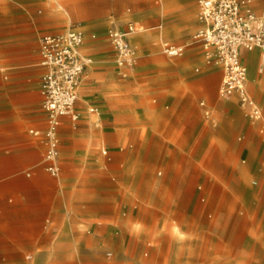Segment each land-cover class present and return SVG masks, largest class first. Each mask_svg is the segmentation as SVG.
Wrapping results in <instances>:
<instances>
[{
	"label": "crops",
	"instance_id": "crops-1",
	"mask_svg": "<svg viewBox=\"0 0 264 264\" xmlns=\"http://www.w3.org/2000/svg\"><path fill=\"white\" fill-rule=\"evenodd\" d=\"M66 1L49 0L52 7L59 8H65ZM187 3L190 13H194V1ZM253 5L262 11L256 3ZM185 13L189 11L178 12L177 26L183 23L180 19ZM97 19L105 21L106 17L94 18ZM78 22L87 33L81 51L92 58L88 69L94 64L93 48L88 43L97 38V32L83 21ZM107 22L108 31L113 25L122 28L130 22L135 25L132 18L118 16H109ZM197 23L199 28L198 11ZM66 24L64 21L60 26ZM27 26L23 31L14 23L0 28L3 47L0 53V264H26L24 257L32 259V254L40 255L42 264H62L79 253L80 243L89 245L93 233L111 229L117 219L106 208V201L95 199L96 190H109L112 186L152 189L159 214L156 230L166 223L167 234L174 238L173 222L190 229L192 205L206 214L212 205L226 203L225 191L230 189L235 176L241 179L248 172L264 174V90L260 87L264 70H259L264 50L242 51V59L248 66V89L263 111L262 119L253 121L237 100L211 104L205 99L208 82L212 91L215 90L224 70L208 65L202 44L193 39L192 48L183 58L184 65L150 73L154 103L149 105L147 95L135 90L130 98L132 102L129 100L132 105L128 106L112 77L101 87L102 103L83 105L80 95L85 89L81 83L76 103L80 115L76 120L62 117L60 172L53 175L45 161L44 132L48 120L41 93L44 67L40 39L47 33L35 23ZM135 27V31L144 29ZM155 27L161 28V25ZM57 32L62 31L48 33ZM133 34L129 38L137 49L134 67L137 68L141 55ZM158 35H164L163 31ZM108 43L112 48L108 58L114 61L119 75L128 77L126 69L129 68L117 64L110 39ZM187 51L186 47L178 56ZM203 66L211 67L201 73ZM220 86L221 83L219 89ZM202 100L206 102L205 107L200 104ZM92 107L96 110L91 111ZM102 108L103 117L99 118L96 115ZM206 109L211 110V117L206 116ZM144 127L149 134L150 152L143 149ZM127 128L134 134V151H126L121 145L128 138ZM242 157L245 158L240 160ZM114 172H118L117 181ZM253 182L257 184L258 179ZM216 188L223 192L213 196L208 205L200 206V199L211 196ZM253 221L260 228L256 225L257 219ZM124 228L129 230L128 225Z\"/></svg>",
	"mask_w": 264,
	"mask_h": 264
},
{
	"label": "rangeland",
	"instance_id": "rangeland-1",
	"mask_svg": "<svg viewBox=\"0 0 264 264\" xmlns=\"http://www.w3.org/2000/svg\"><path fill=\"white\" fill-rule=\"evenodd\" d=\"M187 1L67 0L65 8H59L52 7L49 0H0V28L7 23H14L16 28L22 30L30 23H35L43 27V33H48L65 31L73 23L83 21L97 32V38L88 43L93 48L94 64L86 69L83 76L85 90L80 95V102L83 105L90 102L102 103L104 95L101 87L112 77L116 81V89L120 88L121 94L126 97L128 106L132 105L129 100L132 102L130 98L135 90L147 95L149 105L154 103L150 73L155 69L166 71L173 67L180 68L184 65L183 58L194 44L192 35L199 26L198 6L197 1L193 0L195 11L190 13L191 7ZM253 2L259 9H264V0ZM181 10L189 11V14L185 13L183 18L181 16L180 22L182 20L183 23L177 26V14ZM109 16L132 18L139 29L144 27L133 34L140 47L141 57L137 68L126 69L128 77L119 75L114 61L108 58L112 51L108 43ZM97 17H106V20L95 21L94 18ZM64 21L67 24L61 27ZM157 25H161V28H156ZM159 31H163V41L185 45L188 51L183 56L169 57L163 51L162 36H157ZM2 48L0 45V53ZM210 67L203 66L201 73H205ZM259 70H264L263 59L259 62ZM221 80L222 75H219L217 88L215 86L213 91L210 81L208 82L205 99L211 104H221L226 100L236 102L235 97L223 99L219 96ZM252 80L250 76V88ZM260 85L264 90V77ZM96 116L103 117V108ZM142 134L145 139L143 149L150 152L151 145L146 127L143 128ZM126 135L128 138L121 145L126 151H134L136 141L131 128H127ZM117 173L113 174L117 175L116 181L119 179ZM254 179H258L257 184L253 182ZM222 192L218 188L214 189L211 196L208 194L205 200L200 199V206L208 205L213 196ZM225 192L226 203L212 205L206 214L200 207L192 205L188 222L190 229H184L178 222H173V238L167 234L166 223L160 230H156L159 214L154 206L155 191L152 189H118L112 186L109 190H96L95 199L106 201V208L117 220L108 231L93 233L94 237L89 245L83 246L80 243L79 253L69 257L62 264H264V223L261 225L264 221V174L248 172L241 179L235 176L230 189ZM254 219H257L256 225H260V228L254 226ZM124 225H128L129 230H126ZM32 255V259L24 257L26 264H42L40 255Z\"/></svg>",
	"mask_w": 264,
	"mask_h": 264
},
{
	"label": "built area",
	"instance_id": "built-area-1",
	"mask_svg": "<svg viewBox=\"0 0 264 264\" xmlns=\"http://www.w3.org/2000/svg\"><path fill=\"white\" fill-rule=\"evenodd\" d=\"M200 27L193 39L202 44L204 58L208 65L220 66L224 70L220 95L224 99L235 97L239 105L253 121L263 117L260 104L248 89V66L242 59L243 50L260 48L264 50V10L257 11L253 0H198ZM136 30L133 23L122 28H109V39L115 51L119 66L134 68L137 63V49L130 41ZM95 38L96 34H92ZM87 38L82 23L75 22L69 29L44 34L40 39L42 105L47 114L48 125L44 132L47 148L45 161L47 170L58 175L62 117L79 118L76 103L79 88L87 67L92 63L81 47ZM163 51L170 56L182 55L184 45L162 41ZM206 106L205 100L200 102ZM95 111L96 108H91ZM205 114L211 117V110Z\"/></svg>",
	"mask_w": 264,
	"mask_h": 264
},
{
	"label": "bare ground",
	"instance_id": "bare-ground-1",
	"mask_svg": "<svg viewBox=\"0 0 264 264\" xmlns=\"http://www.w3.org/2000/svg\"><path fill=\"white\" fill-rule=\"evenodd\" d=\"M57 4H58V5H61V3H60L59 1H57Z\"/></svg>",
	"mask_w": 264,
	"mask_h": 264
}]
</instances>
